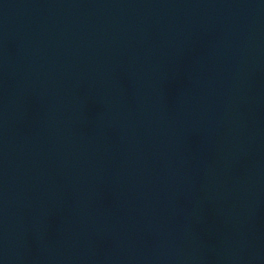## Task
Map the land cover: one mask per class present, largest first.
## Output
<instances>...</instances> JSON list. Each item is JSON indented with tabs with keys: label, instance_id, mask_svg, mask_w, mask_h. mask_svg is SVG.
Wrapping results in <instances>:
<instances>
[{
	"label": "water",
	"instance_id": "water-1",
	"mask_svg": "<svg viewBox=\"0 0 264 264\" xmlns=\"http://www.w3.org/2000/svg\"><path fill=\"white\" fill-rule=\"evenodd\" d=\"M0 264H264V0H0Z\"/></svg>",
	"mask_w": 264,
	"mask_h": 264
}]
</instances>
